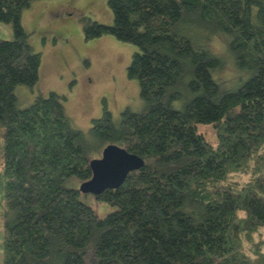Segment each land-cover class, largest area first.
Instances as JSON below:
<instances>
[{"label": "trees", "instance_id": "obj_1", "mask_svg": "<svg viewBox=\"0 0 264 264\" xmlns=\"http://www.w3.org/2000/svg\"><path fill=\"white\" fill-rule=\"evenodd\" d=\"M37 1L51 0H0L12 33L0 41L2 264H86L89 251L96 264H264V0H108L112 25L92 22L84 39L136 48L126 72L142 109L115 122L103 103L86 133L64 97L20 106L14 93L38 82L21 24ZM111 144L143 166L94 195L114 207L98 218L75 186Z\"/></svg>", "mask_w": 264, "mask_h": 264}, {"label": "rangeland", "instance_id": "obj_2", "mask_svg": "<svg viewBox=\"0 0 264 264\" xmlns=\"http://www.w3.org/2000/svg\"><path fill=\"white\" fill-rule=\"evenodd\" d=\"M107 1H37L22 11L21 24L29 35L33 50L40 53L41 64L38 82L34 87L15 88L14 93L20 106H27L35 96H47L54 92L64 97L67 116L72 125L84 133L90 128L91 120L100 117L103 103L112 113L115 122L125 109L133 112L142 109L139 86L135 80L127 78L126 72L136 48L111 35H103L91 41L84 39V30L90 23L112 25L113 17ZM11 38L10 27L0 23V41ZM238 75L233 64L227 62L219 77L228 87ZM240 83L236 82L233 87ZM176 106L179 107V104ZM197 131L208 144L216 145V137L210 125H198ZM2 132L0 130V143ZM75 187L79 188L80 185L76 184ZM79 199L98 218H104L114 210L113 206L97 201L91 194L80 193ZM3 238L4 228L0 223V264ZM86 264H96L91 251L86 256Z\"/></svg>", "mask_w": 264, "mask_h": 264}, {"label": "water", "instance_id": "obj_3", "mask_svg": "<svg viewBox=\"0 0 264 264\" xmlns=\"http://www.w3.org/2000/svg\"><path fill=\"white\" fill-rule=\"evenodd\" d=\"M142 166L143 161L138 156L117 145H108L102 150L100 158L90 162L92 176L80 185V192L97 196L107 189H117L129 173Z\"/></svg>", "mask_w": 264, "mask_h": 264}]
</instances>
